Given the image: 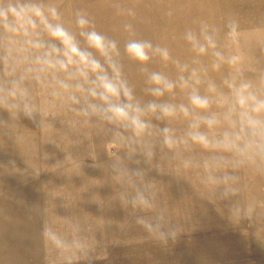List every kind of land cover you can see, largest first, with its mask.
<instances>
[{
    "label": "clouds",
    "instance_id": "clouds-1",
    "mask_svg": "<svg viewBox=\"0 0 264 264\" xmlns=\"http://www.w3.org/2000/svg\"><path fill=\"white\" fill-rule=\"evenodd\" d=\"M64 3L0 0V111L10 118L0 116V136L14 137L21 118L39 131L58 130L50 118H59L74 134L78 125L90 132L98 129L110 142L126 147L127 159L137 165L136 146L151 160L155 145L150 138L157 136L161 150L171 152L184 169L203 168L201 183L215 189L222 201L239 192L240 169L264 175V72L257 82L245 76L235 17L228 16L223 27L194 20L179 36L188 53L181 58L170 45L138 35L131 22L137 12L121 0H113V7L117 16L128 18L120 26L123 40L101 30L86 7L73 8L66 20ZM125 60L143 76L142 95L125 73ZM157 63L171 66L175 75L154 68ZM225 68L227 75L218 83L210 73ZM178 92L184 94L180 102ZM178 120L186 122L182 134L172 126ZM197 151L207 153V159L198 161ZM108 168L115 181L132 189L122 201L125 208L156 207L144 168L120 159L111 160ZM210 168L223 171L214 175ZM232 215L250 218L238 208ZM136 223L164 243L180 232L175 227L154 232L143 216ZM43 236L65 246L47 224Z\"/></svg>",
    "mask_w": 264,
    "mask_h": 264
},
{
    "label": "rangeland",
    "instance_id": "rangeland-1",
    "mask_svg": "<svg viewBox=\"0 0 264 264\" xmlns=\"http://www.w3.org/2000/svg\"><path fill=\"white\" fill-rule=\"evenodd\" d=\"M125 6L135 8L132 19L138 35L166 43L174 55L185 58L188 53L179 36L196 19L207 20L223 27L228 16L240 24L239 50L244 56L241 66L247 78L257 82L264 72V0H121ZM86 7L95 17L97 26L109 35L123 40L120 26L126 17L115 14L113 0H65L63 12L66 20L71 11ZM171 12V15L168 13ZM125 73L142 95L144 79L138 66L125 60ZM154 68L175 75L171 67L154 64ZM225 68L210 75L219 83L227 75ZM184 99L177 93L176 101ZM5 120L10 119L0 111ZM51 122L58 130L39 131L27 119L21 118L14 137L0 136V181L24 180L25 175L52 182L61 188L62 197L49 200L60 213H92L126 211L129 223L135 225L136 216H143L155 231L180 229L177 237L167 243L160 241L144 226L137 234L140 241L130 242L126 249L112 254L110 261L82 262L78 264H264V175L249 169H240L239 192L231 201L217 199L215 189L201 183L203 168L184 169L173 154L161 150L158 137H151L155 145L154 156L146 160L142 149L136 146L137 165L127 159L128 149L101 131L78 125L77 133L64 129L59 118ZM162 126L160 122H155ZM173 127L182 134L186 122L178 120ZM91 139V140H88ZM79 141L80 145H74ZM91 148L88 149V145ZM193 155L198 161L207 159V153ZM67 158V159H66ZM120 159L129 167L145 169V183L156 193V207L151 210L125 208L122 201L130 194V186L114 180L108 168L111 160ZM31 170L30 173L22 172ZM219 175L221 171L208 170ZM96 176V182L93 180ZM57 201V202H56ZM0 208H3L1 205ZM238 208L249 219H237L232 210ZM51 211V209L49 210ZM134 228V227H133ZM141 231V232H140Z\"/></svg>",
    "mask_w": 264,
    "mask_h": 264
},
{
    "label": "crops",
    "instance_id": "crops-1",
    "mask_svg": "<svg viewBox=\"0 0 264 264\" xmlns=\"http://www.w3.org/2000/svg\"><path fill=\"white\" fill-rule=\"evenodd\" d=\"M24 177L0 181V264L109 262L114 252L144 237L136 231L138 227L142 230V225L132 226L126 211H52L55 206L49 200L60 199L61 188L52 182ZM93 180L96 182V176ZM45 224L59 234L64 247L55 246L43 236Z\"/></svg>",
    "mask_w": 264,
    "mask_h": 264
}]
</instances>
